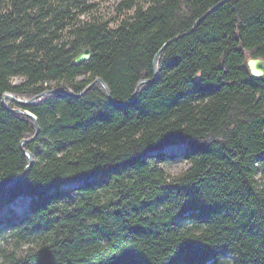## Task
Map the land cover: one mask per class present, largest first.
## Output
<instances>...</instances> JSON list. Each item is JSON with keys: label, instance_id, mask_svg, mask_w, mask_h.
I'll return each instance as SVG.
<instances>
[{"label": "trees", "instance_id": "trees-1", "mask_svg": "<svg viewBox=\"0 0 264 264\" xmlns=\"http://www.w3.org/2000/svg\"><path fill=\"white\" fill-rule=\"evenodd\" d=\"M221 1L120 0L102 19L81 17L97 0H0V196L36 132L2 95L56 90L8 101L39 130L0 264H264V76L246 63L264 59V0ZM96 77L117 103L99 82L59 92ZM175 143L189 167L171 175L152 151Z\"/></svg>", "mask_w": 264, "mask_h": 264}, {"label": "water", "instance_id": "water-1", "mask_svg": "<svg viewBox=\"0 0 264 264\" xmlns=\"http://www.w3.org/2000/svg\"><path fill=\"white\" fill-rule=\"evenodd\" d=\"M223 1L224 0H222L219 3H222ZM199 21L200 20H198L195 23L194 27L199 23ZM169 42L170 41H168L163 47H165ZM91 55H92L91 48L90 47H86L78 55H76L72 59V63L76 64V63H81L83 61H86V60H88L91 57ZM157 56H158V54H156V56H155L154 69H153L155 78L158 76V70H157V64H156V57ZM247 65H248V68H249V72H250V74L252 76H254V77H262V76H264V61H263V59L251 57V58H249L247 60ZM150 81H153V80H150V79L140 80L138 85L141 84V83H148ZM97 82H99L104 87L107 97L112 102L117 103L113 99L111 93L109 92L107 84L103 81V79L101 77H96L93 81H91L89 84H87V86L79 93H75V92H72V91H66V90H60L59 92L67 94V95H72V96H80L84 92H86L88 89H90ZM55 91H56L55 89L45 90L42 93H40L39 95H35L32 98H30V99L16 97L14 94H12L10 92H5L2 95L1 103H2V105L4 107H6L9 111H11L13 113H18V114H23V115L28 116L29 118H31L33 120L35 128H36V132L31 138H24V139H22L20 141L21 149L24 151V153L28 156V158L30 160L29 164L26 165V167L23 170V173L20 176H18L17 178H15L14 180H12L8 185H6L4 189L10 188L11 186H13L16 183H18L22 178H24V176L29 171V169H30V167H31V165H32V163L34 161V156H33V154L31 153L30 150H28L26 148H23L22 144L25 143V142L32 141L35 138V136H36V134H37V132L39 130V124L37 122V117L31 111H29L28 109L12 108V107H10L8 105V100L13 101V102H15V103H17V104H19L21 106H27V105L32 104L36 100V98H38V96L43 95V94H50V93H53ZM133 99H134V96L131 98V101ZM5 195H6V191L3 190V192H2V194L0 196V203L3 201Z\"/></svg>", "mask_w": 264, "mask_h": 264}, {"label": "rangeland", "instance_id": "rangeland-1", "mask_svg": "<svg viewBox=\"0 0 264 264\" xmlns=\"http://www.w3.org/2000/svg\"><path fill=\"white\" fill-rule=\"evenodd\" d=\"M97 1L99 3L98 7L81 15V17L90 18L92 16H99L102 19H105L110 15L112 5H115V3L119 2L120 0H97ZM249 58L251 57H248L247 60ZM80 78L83 77L80 76ZM22 81L23 79L19 76H15L12 78V83L14 85H18ZM184 151H185V145L183 143L166 144L160 149L152 151V155L163 153L165 159L164 162H162V167L166 170L168 174L178 175L189 167V163L183 158ZM256 178L259 181L261 180L262 177L260 173L256 176ZM73 184L74 183H69V185L66 184L65 186L66 187L67 185L72 186ZM29 202H30V198L27 195L16 196L13 200L9 202L2 201L0 203V220H2V218L8 217L11 214V211H14V213L16 212L19 213L23 211L28 207ZM1 224L2 223H0V226ZM7 233L8 231H6L5 237L1 239L0 244L2 245L3 248H7L8 250H11L12 244L10 241L12 238ZM26 247L27 244H24L22 246V249H25Z\"/></svg>", "mask_w": 264, "mask_h": 264}, {"label": "bare ground", "instance_id": "bare-ground-1", "mask_svg": "<svg viewBox=\"0 0 264 264\" xmlns=\"http://www.w3.org/2000/svg\"><path fill=\"white\" fill-rule=\"evenodd\" d=\"M81 51H82V50H81ZM81 51H80V52H81ZM80 52H79V53H80ZM79 53H78V54H79ZM78 54H77V55H78ZM254 58H261V57H254ZM261 59H263V58H261ZM263 61H264V59H263ZM246 63H247V62H246ZM247 67H248V65H247ZM248 70H249V68H248ZM31 98H32V97H31ZM8 101H10V100H8ZM20 147H21V145H20ZM25 155H26V154H25ZM27 157H28V156H27ZM29 162H30V160H29ZM7 185H8V184H7ZM7 189H8V188H7ZM7 189H4V190L7 191Z\"/></svg>", "mask_w": 264, "mask_h": 264}]
</instances>
